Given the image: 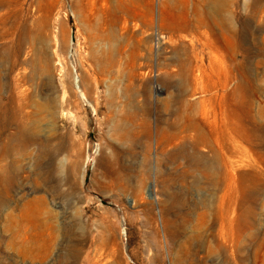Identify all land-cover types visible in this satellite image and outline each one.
Listing matches in <instances>:
<instances>
[{
	"label": "rangeland",
	"instance_id": "374dc122",
	"mask_svg": "<svg viewBox=\"0 0 264 264\" xmlns=\"http://www.w3.org/2000/svg\"><path fill=\"white\" fill-rule=\"evenodd\" d=\"M186 1L192 11L196 0H80L81 9L78 0H0V264H264V134L255 143L229 144L236 192L225 198L221 163L212 175L175 163L173 148L155 146L158 124L202 99L191 95L188 73L210 68L209 54L193 52L205 38L177 28ZM228 1L219 22L243 36L226 42L214 62L226 72L218 78L219 98L230 109V94L245 80L250 122L262 132L264 0ZM20 41L22 58L33 61L27 74L16 70L34 77L28 85L36 96L52 97L41 133L59 129L68 139L52 164L38 160L37 145L8 155V51ZM48 61L52 82L42 91L39 67ZM223 108L217 106L218 116L231 124ZM127 109L146 120L137 141L121 139L114 127L115 115ZM105 157L117 160L125 188L106 176ZM168 175L174 188L166 187ZM229 214L232 232L224 222Z\"/></svg>",
	"mask_w": 264,
	"mask_h": 264
},
{
	"label": "bare ground",
	"instance_id": "6f19581e",
	"mask_svg": "<svg viewBox=\"0 0 264 264\" xmlns=\"http://www.w3.org/2000/svg\"><path fill=\"white\" fill-rule=\"evenodd\" d=\"M254 1L255 4H258L261 0ZM227 2L229 1L227 0ZM225 3L226 0H196L191 11L186 1L185 21L177 28L179 31L193 33L198 36L196 39L200 41H202V37L205 38V42L202 41L200 46L193 45V52L197 57H200L203 53L209 54L210 68L209 71H206L207 69L204 70L202 67H198V69L188 73V77L194 86L191 95L200 94L202 99L197 102H185V107L190 111L182 109L180 113L176 114L175 118L167 122L166 126H162V122L159 123L157 126L159 139L155 143L156 149L161 145L163 152L173 148L174 150L169 151V157L175 163L184 160L188 167L206 170L212 175L216 174V165L221 163L226 175V181L222 186V198L234 195L236 192L232 188L234 183L232 172L237 161L233 159L229 144L234 147L238 142L236 138L255 143L254 138L262 140L261 135L264 134V129L261 132V128L258 130L250 122V116L253 115L251 111L252 101L248 97L245 80L230 94V109H227V105H224L223 100L219 98L218 78L220 74L226 72L221 66H215L214 62L218 56L222 55L226 42L230 44L235 39L242 41L243 36L225 22L220 24L219 10ZM77 6L81 9L82 3L80 0H78ZM202 26L207 29L202 31ZM30 33L31 30L27 29L26 36L29 37ZM239 47L244 51H248L245 45L239 44ZM225 48H228V46H225ZM22 51V41L18 43L15 50L8 51V66L12 77V83L8 81V155L16 148L28 149L33 145H37L39 150L38 160L48 161L52 164L60 153L66 149L68 139L59 129L54 132L53 136L41 133L46 132V120L52 114L51 103H49V101L52 102V97L44 95L43 92L41 97L36 96L28 85L34 77L21 76L20 72L16 70L19 69L20 65L25 69L24 74H27V67L31 66L33 61L26 55L25 58H22ZM39 72H41L39 87L43 91L52 82L53 72L50 62L42 63ZM203 79L207 80L204 84L202 83ZM91 80L89 87L85 89L86 97H88V101L90 99V103L96 97V82L94 79ZM169 86L172 87V83ZM218 105L221 108L224 107L222 112L229 111L231 124L223 122L219 118ZM115 116H117L115 117L117 120L114 127L120 133L121 139L137 141L140 136V121L146 123L145 118H141L137 112L131 109L123 110ZM113 117V115H109L108 118L113 119ZM73 125L76 126V120ZM53 140L56 143L55 146L52 145ZM225 144L228 145V151L224 150ZM202 148L208 149V156L202 152ZM103 162L106 166L105 174L110 182L125 188L128 180L117 165V160L113 157H105ZM16 167V163L8 165V179L9 177L11 179V172ZM214 184L220 185L221 182L215 179ZM166 187L168 189L175 187L173 175L167 176ZM148 193L151 197L156 196L152 184L148 189ZM234 200L233 196L231 201ZM232 212H235V208ZM224 222L229 231L232 232L235 227V217L229 214L224 217Z\"/></svg>",
	"mask_w": 264,
	"mask_h": 264
}]
</instances>
